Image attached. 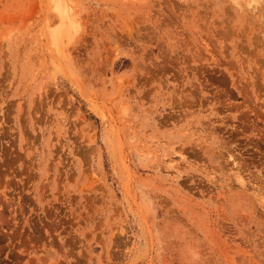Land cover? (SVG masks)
<instances>
[{"label":"rangeland","instance_id":"rangeland-1","mask_svg":"<svg viewBox=\"0 0 264 264\" xmlns=\"http://www.w3.org/2000/svg\"><path fill=\"white\" fill-rule=\"evenodd\" d=\"M236 1L0 0V264H264Z\"/></svg>","mask_w":264,"mask_h":264},{"label":"bare ground","instance_id":"bare-ground-1","mask_svg":"<svg viewBox=\"0 0 264 264\" xmlns=\"http://www.w3.org/2000/svg\"><path fill=\"white\" fill-rule=\"evenodd\" d=\"M57 9L62 19L68 18V12L62 6ZM233 9L236 15L249 23L252 36L264 47V0H238L234 3ZM63 33L64 31L56 32L54 37H59Z\"/></svg>","mask_w":264,"mask_h":264}]
</instances>
